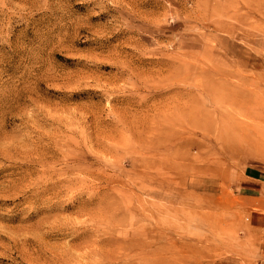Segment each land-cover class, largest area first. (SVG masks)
<instances>
[{
    "label": "rangeland",
    "instance_id": "374dc122",
    "mask_svg": "<svg viewBox=\"0 0 264 264\" xmlns=\"http://www.w3.org/2000/svg\"><path fill=\"white\" fill-rule=\"evenodd\" d=\"M0 264H264V0H0Z\"/></svg>",
    "mask_w": 264,
    "mask_h": 264
},
{
    "label": "crops",
    "instance_id": "0c3cea01",
    "mask_svg": "<svg viewBox=\"0 0 264 264\" xmlns=\"http://www.w3.org/2000/svg\"><path fill=\"white\" fill-rule=\"evenodd\" d=\"M248 198H250V197H248Z\"/></svg>",
    "mask_w": 264,
    "mask_h": 264
}]
</instances>
